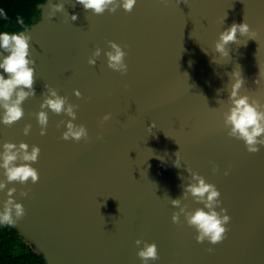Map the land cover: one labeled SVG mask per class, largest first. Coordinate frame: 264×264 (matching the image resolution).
<instances>
[{
	"label": "water",
	"instance_id": "1",
	"mask_svg": "<svg viewBox=\"0 0 264 264\" xmlns=\"http://www.w3.org/2000/svg\"><path fill=\"white\" fill-rule=\"evenodd\" d=\"M60 2L40 3L39 19L24 29L32 37L36 96L24 102L20 121L0 123V151L5 142L41 149L32 165L39 182L9 183L0 191V210L7 189L15 187L16 202L27 211L12 226L44 264H142L137 239L158 245L160 258L149 264H264V147L250 154L227 135L223 115L235 70L245 79L240 94L264 104V0H137L131 13L121 7L103 15L63 0L78 19L65 13L49 19L50 5ZM244 20L254 35L240 36L222 56L215 50L220 33ZM108 41L128 53L126 75L108 68L103 52L95 67L88 64L97 46L110 50ZM46 85L79 105L74 123L87 127L89 141L63 140L71 118L51 110L40 134L36 114ZM108 113L112 118L102 124ZM187 168L221 193L231 222L220 244L198 243L183 216L181 224L172 222L179 209L167 196H182V185L191 182ZM3 173L0 181H6ZM183 203L190 211L203 207L190 195Z\"/></svg>",
	"mask_w": 264,
	"mask_h": 264
},
{
	"label": "clouds",
	"instance_id": "2",
	"mask_svg": "<svg viewBox=\"0 0 264 264\" xmlns=\"http://www.w3.org/2000/svg\"><path fill=\"white\" fill-rule=\"evenodd\" d=\"M180 3L181 0H178ZM77 4L83 6L85 11H91L94 15H103L105 12L116 13L119 8L131 13L137 3V0H76ZM75 7V4H73ZM49 19L56 16L57 13H65L70 17L71 21L78 19V15H69L65 9L63 0L60 3H52L50 5ZM0 17H5L3 10H0ZM224 20L222 21V23ZM17 23L25 26L23 18L18 17ZM252 36L250 25L244 20L243 23H233L229 28L220 33L219 39L216 42L215 50L222 56H229L228 45L237 44L240 36ZM31 35L27 34V30L23 28L18 32L0 31V123L11 127L20 121L24 115V102L30 97H35V81H36V61L31 58ZM110 50L104 52L97 46L88 59V64L95 67L97 59L102 52L107 57V66L113 71L119 72L121 75H126L129 66L126 63L128 53L124 47L115 41H108ZM3 53H8L4 55ZM7 74V78H5ZM264 72H260V76ZM231 91L228 98L230 107L224 112V127L227 135L230 138L243 141L246 150L250 154H256L264 147V104L259 99L253 98L249 95H241L240 90L245 85V79L240 70H235L230 74ZM260 83V79L256 81ZM130 87V85H125ZM75 96L82 98V93L75 90ZM44 99L41 103V111L37 115L38 123L41 127V135H45L49 124V112L56 115H66L70 117L66 122V131L62 134V139L65 141L74 140L85 142L90 140L89 132L84 124H76L77 109L79 105L69 102L68 96H62L58 90L46 85V92L43 94ZM219 104L223 100L217 101ZM112 118L111 113L103 116L101 123H105ZM65 125V121L61 120L57 124L59 128ZM155 122L149 126L150 129L155 128ZM32 125L28 124L23 129L24 134L28 135L31 131ZM103 140V136L97 137ZM3 151H0V169L4 170L6 181H0V191L7 188V184L18 182L22 185L29 181L32 184L38 183L40 176L37 168L32 165L38 162L41 149L39 146H30L27 143L21 142L19 145L12 142H5L3 144ZM179 151L176 153L175 166L181 167ZM213 167V172H219L220 168L214 161L210 162ZM187 172L191 178V182L182 185L183 194L181 197L170 200L174 208L179 209L173 212L172 222L174 224H181V216L184 217L187 225L194 228L197 232L196 240L198 243H205L210 245H217L228 238L230 231L229 224L231 222L230 215L227 214V209L221 207L222 200L221 193L216 185L206 181V178L197 172L187 168ZM230 174V169L224 171V175ZM183 179V177H182ZM17 189L15 187L7 189L8 199L4 202L2 210H0V224L15 225L23 219L27 211L23 203L16 202L14 194ZM22 197H27L28 192L21 191ZM167 195V194H166ZM189 195L203 207L189 210L187 204L183 201L189 198ZM219 208V211L217 209ZM139 251L138 257L142 264H149L150 261H157L159 257L158 245L155 242L149 243L142 239L135 241ZM143 245V247H141ZM209 253L214 251L213 247L207 249Z\"/></svg>",
	"mask_w": 264,
	"mask_h": 264
},
{
	"label": "trees",
	"instance_id": "3",
	"mask_svg": "<svg viewBox=\"0 0 264 264\" xmlns=\"http://www.w3.org/2000/svg\"><path fill=\"white\" fill-rule=\"evenodd\" d=\"M45 0H0V31L18 32L36 22L41 13L40 3ZM25 21V26L17 23V18ZM42 254L27 244L18 230L9 224H0V264H44Z\"/></svg>",
	"mask_w": 264,
	"mask_h": 264
}]
</instances>
